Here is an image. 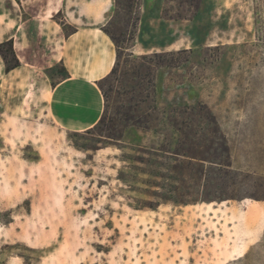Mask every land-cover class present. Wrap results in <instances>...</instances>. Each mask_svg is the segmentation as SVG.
Masks as SVG:
<instances>
[{"label":"rangeland","instance_id":"rangeland-1","mask_svg":"<svg viewBox=\"0 0 264 264\" xmlns=\"http://www.w3.org/2000/svg\"><path fill=\"white\" fill-rule=\"evenodd\" d=\"M141 21L134 56L179 53L156 100L184 112L181 132L79 150L0 71V264H264V0H148ZM63 70L45 72L53 86Z\"/></svg>","mask_w":264,"mask_h":264},{"label":"crops","instance_id":"crops-1","mask_svg":"<svg viewBox=\"0 0 264 264\" xmlns=\"http://www.w3.org/2000/svg\"><path fill=\"white\" fill-rule=\"evenodd\" d=\"M147 1L143 0V9ZM113 10V0H0V43L13 40L21 63L8 73L5 65L1 67L6 91L10 85L23 88L26 97L43 94L45 108L63 130L93 128L104 111L97 82L109 75L117 57L113 41L102 29ZM58 16L64 24L56 21ZM65 25L75 31L65 35ZM138 49L135 45L137 55L151 53ZM56 65L66 77L53 86L45 72Z\"/></svg>","mask_w":264,"mask_h":264},{"label":"trees","instance_id":"trees-1","mask_svg":"<svg viewBox=\"0 0 264 264\" xmlns=\"http://www.w3.org/2000/svg\"><path fill=\"white\" fill-rule=\"evenodd\" d=\"M113 3V14L102 29L113 41L117 57L109 75L97 82L104 98L102 117L89 130L69 133L70 139L81 140L88 139L86 138L88 136L98 137L96 140L95 138L89 140L92 144L82 143L79 140L73 141L74 146L83 151H97L101 149L98 145L108 146L122 142L124 132L129 127L155 132V124H163L181 132V127L184 124V112L180 108H160L156 100L157 72L162 67H175L173 58L179 53H152L134 56L131 50L138 33L143 0H113ZM163 17L171 20L178 19L169 15L166 9L163 10ZM73 31L75 29L70 33ZM0 56L4 61L7 73L21 65L13 40L0 43ZM168 57L171 60L164 64H161L163 62L155 63L156 60ZM63 71L65 73V70ZM199 118L205 122L217 124V119L209 112ZM192 121L195 122L193 118ZM224 150L228 153L225 146ZM166 152L172 158H204L179 152ZM238 246H243L242 242H239ZM239 254H235V256Z\"/></svg>","mask_w":264,"mask_h":264}]
</instances>
